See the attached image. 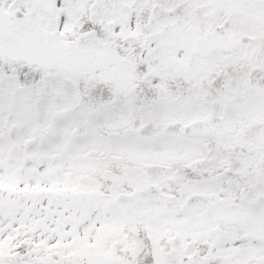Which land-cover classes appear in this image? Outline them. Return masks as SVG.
I'll return each instance as SVG.
<instances>
[{"label": "snow or ice", "instance_id": "obj_1", "mask_svg": "<svg viewBox=\"0 0 264 264\" xmlns=\"http://www.w3.org/2000/svg\"><path fill=\"white\" fill-rule=\"evenodd\" d=\"M0 264H264V0H0Z\"/></svg>", "mask_w": 264, "mask_h": 264}]
</instances>
